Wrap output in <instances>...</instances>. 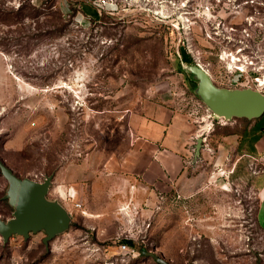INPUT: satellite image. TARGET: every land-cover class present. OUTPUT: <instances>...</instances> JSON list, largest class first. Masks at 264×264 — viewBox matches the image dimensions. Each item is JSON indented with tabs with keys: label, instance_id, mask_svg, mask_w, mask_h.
<instances>
[{
	"label": "rangeland",
	"instance_id": "374dc122",
	"mask_svg": "<svg viewBox=\"0 0 264 264\" xmlns=\"http://www.w3.org/2000/svg\"><path fill=\"white\" fill-rule=\"evenodd\" d=\"M180 48L217 87L264 93V0H0V165L51 176L45 198L71 220L46 246L44 229L0 236V264H157L140 249L169 264H264L252 141L264 115L218 123ZM160 108L193 125L184 189L118 173ZM8 191L0 170L4 222Z\"/></svg>",
	"mask_w": 264,
	"mask_h": 264
},
{
	"label": "water",
	"instance_id": "95a60500",
	"mask_svg": "<svg viewBox=\"0 0 264 264\" xmlns=\"http://www.w3.org/2000/svg\"><path fill=\"white\" fill-rule=\"evenodd\" d=\"M198 82L197 94L211 109L216 117L231 119H259L264 115V94L251 88L227 89L217 87L209 74L199 65L187 67ZM195 154L198 153L202 139L196 140ZM3 178L9 185L6 194L8 204L13 209V217L0 221V236L4 241L13 235L24 239L30 233L41 229L46 236L42 239L46 246L57 234L67 230L70 217L57 203L46 200L52 177H46L42 182L15 176L7 167L0 165ZM157 264H169L165 260L145 253Z\"/></svg>",
	"mask_w": 264,
	"mask_h": 264
},
{
	"label": "crops",
	"instance_id": "0c3cea01",
	"mask_svg": "<svg viewBox=\"0 0 264 264\" xmlns=\"http://www.w3.org/2000/svg\"><path fill=\"white\" fill-rule=\"evenodd\" d=\"M257 126V124H256ZM254 145L262 170L256 175L257 226L264 228V133ZM195 132L185 115L160 108L150 118H142L127 140L118 159V173L145 190L166 192L188 184V146ZM114 158V157H113Z\"/></svg>",
	"mask_w": 264,
	"mask_h": 264
},
{
	"label": "trees",
	"instance_id": "16d2710c",
	"mask_svg": "<svg viewBox=\"0 0 264 264\" xmlns=\"http://www.w3.org/2000/svg\"><path fill=\"white\" fill-rule=\"evenodd\" d=\"M179 55H180L181 62H183L184 64H186V65L193 64L190 56L186 53V51L183 48L179 49ZM260 131H262V127L258 128V130H256L257 133L253 136L254 138L252 140V141H254V143L257 142L258 139L260 138L259 137V134L261 135ZM126 243H128L129 245H132V242H130V241H127ZM145 253L146 252L144 250H142V249L139 250L140 255L147 256Z\"/></svg>",
	"mask_w": 264,
	"mask_h": 264
},
{
	"label": "built area",
	"instance_id": "2783aa9c",
	"mask_svg": "<svg viewBox=\"0 0 264 264\" xmlns=\"http://www.w3.org/2000/svg\"><path fill=\"white\" fill-rule=\"evenodd\" d=\"M259 91V90H258ZM261 92V91H260ZM262 93V92H261ZM264 94V93H263ZM217 119V122L220 123V124H225L226 123V120L223 119V118H220V117H215ZM214 119V118H213ZM122 249H126V246H122ZM128 249V248H127Z\"/></svg>",
	"mask_w": 264,
	"mask_h": 264
},
{
	"label": "bare ground",
	"instance_id": "6f19581e",
	"mask_svg": "<svg viewBox=\"0 0 264 264\" xmlns=\"http://www.w3.org/2000/svg\"><path fill=\"white\" fill-rule=\"evenodd\" d=\"M233 59V58H232ZM262 83V82H261ZM264 83V82H263ZM209 124V123H208ZM208 124H205L204 126H202V130H207L208 129Z\"/></svg>",
	"mask_w": 264,
	"mask_h": 264
}]
</instances>
